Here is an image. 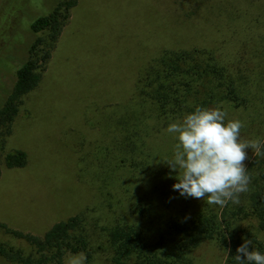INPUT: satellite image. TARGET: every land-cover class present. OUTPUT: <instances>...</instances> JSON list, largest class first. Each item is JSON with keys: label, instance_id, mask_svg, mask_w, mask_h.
I'll use <instances>...</instances> for the list:
<instances>
[{"label": "rangeland", "instance_id": "obj_1", "mask_svg": "<svg viewBox=\"0 0 264 264\" xmlns=\"http://www.w3.org/2000/svg\"><path fill=\"white\" fill-rule=\"evenodd\" d=\"M56 2L0 0V106L38 36L30 32V22L47 15ZM120 4L131 8L125 14L109 10ZM77 5L79 14L65 21L11 133L0 138V225L5 227L0 249L22 257L34 251L13 233L40 237L52 224L80 213L87 223L97 221L90 236L97 243L104 224L126 207L124 197L131 204L163 201L167 208L162 210L184 215L206 202L172 188L178 181L167 162L178 140L167 132L169 125L143 140L149 170L127 169L125 158H114L111 151L114 121L136 107L132 94L138 73L164 50L210 53L244 99L238 109L218 106L227 113L226 121L244 124L242 140L264 137V0H77ZM15 150L25 154V165L7 169L2 158ZM253 153L250 149L249 160ZM96 172L108 185L115 213L98 193ZM256 235L264 246V232ZM224 256L212 242L190 253L192 264H222ZM107 258L98 252L91 264H109ZM7 263L19 264L15 258Z\"/></svg>", "mask_w": 264, "mask_h": 264}, {"label": "trees", "instance_id": "obj_2", "mask_svg": "<svg viewBox=\"0 0 264 264\" xmlns=\"http://www.w3.org/2000/svg\"><path fill=\"white\" fill-rule=\"evenodd\" d=\"M74 5L75 0H57L47 15L30 22V32L38 36L14 71L13 84L0 106L1 141L11 133L24 98L40 82ZM132 100L136 107L126 110L114 121L117 134L111 150L114 158L124 157L126 168L132 170L150 169L148 156L142 152L144 139L182 120L197 106L226 105L238 109L244 105L238 87L225 68L210 53L198 49L164 50L149 61L135 79ZM2 163L7 169L22 168L25 154L12 151L3 156ZM246 166L251 181L248 191L240 195L239 204L229 201L217 210L202 202L184 215L162 210L167 206L161 199L162 202L145 203L137 199L131 204L124 197L126 207L118 206L123 211L104 224L97 243L91 242L90 237L97 229V221L87 223L80 213L52 224L40 237L13 233L34 252L22 257L20 252L0 249V264H8L7 260L14 258L19 264H63L66 255L79 252L86 254L87 264H91L98 252L108 257L109 264H192L190 253L206 242L225 251L222 264H237L236 249L245 239L252 240V247L264 254V246L256 235L264 232V155L254 152ZM94 178L100 179L98 172ZM98 181V193L106 197L102 200L110 210L108 199L112 196L106 189L108 185ZM115 210L116 206L109 213ZM0 229L5 227L0 225Z\"/></svg>", "mask_w": 264, "mask_h": 264}, {"label": "clouds", "instance_id": "obj_3", "mask_svg": "<svg viewBox=\"0 0 264 264\" xmlns=\"http://www.w3.org/2000/svg\"><path fill=\"white\" fill-rule=\"evenodd\" d=\"M226 116L220 107L197 106L168 126L167 132L178 140L167 164L176 173L178 182L172 188L180 196L223 207L229 201L239 204L240 195L248 191L251 177L245 162L250 149L264 155V141L242 140L244 124L238 119L226 121ZM236 253L237 264H264V254L252 247V240L245 239ZM66 264H87V256L69 253Z\"/></svg>", "mask_w": 264, "mask_h": 264}, {"label": "crops", "instance_id": "obj_4", "mask_svg": "<svg viewBox=\"0 0 264 264\" xmlns=\"http://www.w3.org/2000/svg\"><path fill=\"white\" fill-rule=\"evenodd\" d=\"M129 8H131V7H128V5H126V7H125V4H123V5L120 4V6L119 5L118 6L117 5H111V6H109V10H115L114 12H121V14H125L126 13V10L129 9ZM99 9L100 10H105L102 7H99ZM146 9L147 8H145L144 11H147ZM76 13L79 14V5H77V0L75 1V5L73 6V8L70 10V15H69L70 18H72L74 15H76Z\"/></svg>", "mask_w": 264, "mask_h": 264}]
</instances>
